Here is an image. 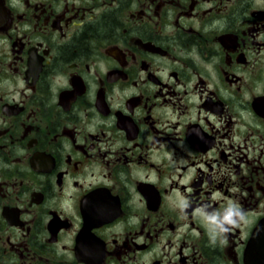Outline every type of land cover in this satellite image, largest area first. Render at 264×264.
<instances>
[{
  "label": "flooded vegetation",
  "instance_id": "af4514ba",
  "mask_svg": "<svg viewBox=\"0 0 264 264\" xmlns=\"http://www.w3.org/2000/svg\"><path fill=\"white\" fill-rule=\"evenodd\" d=\"M263 218L264 0H0V264H248Z\"/></svg>",
  "mask_w": 264,
  "mask_h": 264
},
{
  "label": "clouds",
  "instance_id": "9594fccd",
  "mask_svg": "<svg viewBox=\"0 0 264 264\" xmlns=\"http://www.w3.org/2000/svg\"><path fill=\"white\" fill-rule=\"evenodd\" d=\"M186 206V205H184ZM202 219L209 235L210 243H215L230 227H239L241 222H247L245 215L235 206L230 205L223 214H202Z\"/></svg>",
  "mask_w": 264,
  "mask_h": 264
},
{
  "label": "water",
  "instance_id": "95a60500",
  "mask_svg": "<svg viewBox=\"0 0 264 264\" xmlns=\"http://www.w3.org/2000/svg\"><path fill=\"white\" fill-rule=\"evenodd\" d=\"M249 264H264V218L255 227L247 246Z\"/></svg>",
  "mask_w": 264,
  "mask_h": 264
}]
</instances>
